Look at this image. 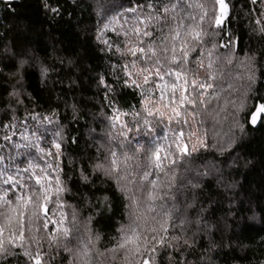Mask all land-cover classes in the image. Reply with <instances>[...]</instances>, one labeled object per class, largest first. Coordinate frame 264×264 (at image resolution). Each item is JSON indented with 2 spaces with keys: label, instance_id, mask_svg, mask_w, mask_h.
<instances>
[{
  "label": "trees",
  "instance_id": "16d2710c",
  "mask_svg": "<svg viewBox=\"0 0 264 264\" xmlns=\"http://www.w3.org/2000/svg\"><path fill=\"white\" fill-rule=\"evenodd\" d=\"M145 2L0 0V155L6 158L0 170L24 168L29 161L42 165L39 149L55 152L54 143H61V178L70 189L63 196L66 210L75 209L81 222L94 217L90 227L100 236L101 250L111 247L118 229L127 223V201L113 181L93 173V165L103 160L110 144L119 141L109 135L118 131L108 119L113 107L130 113L121 117L128 121L131 113L142 109L140 90L124 84L125 79L143 84L142 76H136L141 65L129 68L131 79L117 70L134 59L131 54L121 55L130 46L121 28L128 27L124 22L134 15L127 10ZM196 2L205 4L211 15L210 0ZM225 4L223 13L216 6L222 19L219 29L214 23L203 25L208 33H218L205 37L207 46L235 40L236 60L253 57L252 71L234 80L227 66L223 78L216 81L225 89L229 83L238 89L229 90L231 95L223 93L235 106L228 105L220 123H205L207 148L199 147L195 138L188 144L199 150L176 169L179 191L169 203L175 208L167 233L172 248L161 250L159 264H264V116L257 129L250 126L251 115L264 103V32L260 31L264 25L257 23L264 22L260 14L264 2L225 0ZM217 52L225 55L228 49L218 47ZM206 71L199 70L201 79ZM252 73L254 82L246 78ZM241 102L244 107L238 110ZM33 116L49 117L51 123ZM25 128L30 141L21 139ZM5 134L12 140H5ZM139 139L147 144V138ZM29 142L38 148L13 146ZM84 169L87 182L81 175ZM104 196L109 197L106 204L101 203ZM174 236L183 246L176 247ZM41 251L48 264H66L69 255L63 248L49 249L46 241ZM3 264L30 262L17 255Z\"/></svg>",
  "mask_w": 264,
  "mask_h": 264
},
{
  "label": "snow or ice",
  "instance_id": "6c2138e0",
  "mask_svg": "<svg viewBox=\"0 0 264 264\" xmlns=\"http://www.w3.org/2000/svg\"><path fill=\"white\" fill-rule=\"evenodd\" d=\"M210 2L211 15L205 4L196 0H146L127 10L134 14L133 18L125 20L128 27L121 25V28L130 46L121 55L131 54L134 59L121 65L117 72L131 79L133 73L129 68L141 65L136 76H142L143 84L136 79H131V83L125 79L124 84L140 90L142 109L131 113L132 120L128 121L121 117L130 113L113 107L108 119L118 131L109 135L112 140L119 137V141L110 144L103 160L93 165V173L113 181L127 201V223L120 226L111 247L103 250L97 247L100 236L90 227L94 217L81 222L75 209L71 213L66 210L68 205L63 196L70 189L61 178L62 145L55 142V152L39 149L42 165L29 161L24 168L0 170V264L17 255L26 257L30 264H48L41 251L45 241L49 249L63 248L69 254L66 264H159L161 250L172 248L167 233L175 208V203L171 207L169 203L175 201L179 191L176 169L181 162L188 163L187 158L199 150L195 146L189 148L193 138L199 147L207 148L205 123L209 120L214 125L220 123L221 113L227 112L228 105L235 106V101L223 93L231 95V91L238 89L232 83L225 89L216 83L218 77L222 79L230 66L229 76L244 79L254 63L253 57L236 60L235 40L207 46L205 37L218 33H208L203 25L214 23L219 29L222 19L216 15V6L221 13L227 8L225 0ZM251 2L255 4L258 0ZM260 14L264 16V12ZM257 23L264 25L262 21ZM108 27L106 24L105 28ZM260 31L264 32V26ZM218 47L228 49V53L218 54ZM232 68L240 71L233 74ZM200 69L207 70L203 79L199 77ZM246 78L254 82V73ZM243 107L241 102L238 110ZM261 111L264 103L256 107L253 123ZM31 118L51 123L49 117ZM222 118L226 120L227 115ZM26 132L25 128L21 139L30 141ZM56 135L61 133L57 131ZM141 137L147 138V144L141 142ZM4 139L10 141L12 136L5 134ZM13 146L38 148L34 142ZM5 159L0 155V163ZM86 172L87 169L82 170L81 175L87 182ZM108 201L109 197L104 196L101 203Z\"/></svg>",
  "mask_w": 264,
  "mask_h": 264
},
{
  "label": "water",
  "instance_id": "95a60500",
  "mask_svg": "<svg viewBox=\"0 0 264 264\" xmlns=\"http://www.w3.org/2000/svg\"><path fill=\"white\" fill-rule=\"evenodd\" d=\"M255 112H256V110L253 113H255ZM252 116H253V114L250 117V126L252 128H254V129H257L261 125V123H262L263 116H264V111H261V112H259V113L256 114V116H255V123L252 122Z\"/></svg>",
  "mask_w": 264,
  "mask_h": 264
},
{
  "label": "rangeland",
  "instance_id": "374dc122",
  "mask_svg": "<svg viewBox=\"0 0 264 264\" xmlns=\"http://www.w3.org/2000/svg\"><path fill=\"white\" fill-rule=\"evenodd\" d=\"M127 212H128V209H127ZM174 237H176V239H173V241L175 242L176 247L179 248V247L183 246L181 241H180V239L177 236H174Z\"/></svg>",
  "mask_w": 264,
  "mask_h": 264
},
{
  "label": "built area",
  "instance_id": "2783aa9c",
  "mask_svg": "<svg viewBox=\"0 0 264 264\" xmlns=\"http://www.w3.org/2000/svg\"><path fill=\"white\" fill-rule=\"evenodd\" d=\"M1 19V18H0Z\"/></svg>",
  "mask_w": 264,
  "mask_h": 264
}]
</instances>
